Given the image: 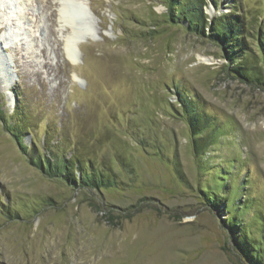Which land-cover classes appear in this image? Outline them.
Segmentation results:
<instances>
[{
	"label": "rangeland",
	"instance_id": "obj_1",
	"mask_svg": "<svg viewBox=\"0 0 264 264\" xmlns=\"http://www.w3.org/2000/svg\"><path fill=\"white\" fill-rule=\"evenodd\" d=\"M216 1L206 0L208 17L231 12L234 0ZM82 2L98 35L73 43L72 64L61 1L0 0V264H248L222 222L228 212L199 188L213 175L227 178L225 190L240 187L251 201L243 223L256 235L264 86L232 77L216 41L187 31V21L167 23L165 0ZM235 4L264 8V0ZM247 42L258 53L254 37ZM179 96L213 121L200 159ZM7 117L24 125L26 152ZM37 155L78 158L115 179L68 183L37 168Z\"/></svg>",
	"mask_w": 264,
	"mask_h": 264
},
{
	"label": "trees",
	"instance_id": "obj_2",
	"mask_svg": "<svg viewBox=\"0 0 264 264\" xmlns=\"http://www.w3.org/2000/svg\"><path fill=\"white\" fill-rule=\"evenodd\" d=\"M165 1L167 11L163 15L167 23L179 25L183 21H187L185 26L187 31L198 37L216 41L222 55L227 59V64L223 67L232 77L251 85L264 86V8L242 10L240 4H235L239 0H234L231 4V12H221L218 15L208 17L203 11V7L207 4L206 0ZM210 2L215 8H218L216 0H210ZM248 36L254 37L258 53L255 54L248 44ZM178 101L181 103L192 135L193 151L200 159L204 155V149L208 147L207 144L212 143L213 136H210L212 135L210 130L213 128V121L209 120L202 110L197 109V104L187 100L186 96H179ZM20 110L21 107L18 103L14 108L13 115L18 116ZM2 122L19 147L26 152L27 147H24L21 142L24 136L22 131L24 125L11 124L8 117L3 118ZM219 130V128L215 129L213 135L217 136ZM204 131H208L209 134L203 135ZM213 142H215L214 139ZM36 158L37 160H32V163L37 168L49 176H61L68 183L77 182L78 185L84 184L100 188L101 185H105L107 180L115 179L104 171L97 173L91 165L84 163L80 165L78 158H57L56 162H51L49 158L38 155ZM75 170H78L79 173H76ZM203 170L209 172L212 169L204 166ZM213 176L209 183L199 188L200 194L212 202V207L219 208L222 206L221 209L228 212L227 217L222 218V222L227 230L232 232L234 248L243 259L248 264H264V215L258 213L252 216L251 223H253L252 226L256 235L252 234L253 230L250 224L243 223L244 212L251 206V201L248 198H241L243 193L239 191L240 187L235 190H232L233 188L225 190L227 178L222 177V175ZM213 179L221 183L219 190L213 187ZM232 193L234 199L231 201L224 199V196L227 197Z\"/></svg>",
	"mask_w": 264,
	"mask_h": 264
},
{
	"label": "bare ground",
	"instance_id": "obj_3",
	"mask_svg": "<svg viewBox=\"0 0 264 264\" xmlns=\"http://www.w3.org/2000/svg\"><path fill=\"white\" fill-rule=\"evenodd\" d=\"M59 1L62 2V8L59 9V16H58L60 22H63V25L65 27L70 28V32L68 33L69 35L67 38L68 40L65 43V49H64L65 54L67 59L72 64H76L78 63V55L75 53L73 49V43L83 42V40L94 41L95 36L98 35V32L97 29L93 28L88 21L89 16L87 17L86 14L87 12L85 13L86 6H83V2H82L83 0H59ZM14 11H16L17 13H19V15H21L19 10H14ZM200 60H202V62L203 60L207 61V58H200Z\"/></svg>",
	"mask_w": 264,
	"mask_h": 264
}]
</instances>
